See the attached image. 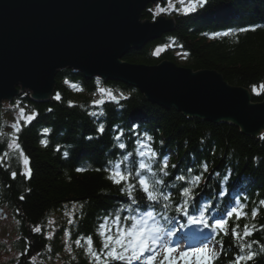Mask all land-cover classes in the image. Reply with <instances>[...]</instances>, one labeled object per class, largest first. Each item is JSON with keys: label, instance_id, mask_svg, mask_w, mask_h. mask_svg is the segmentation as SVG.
Here are the masks:
<instances>
[{"label": "trees", "instance_id": "obj_1", "mask_svg": "<svg viewBox=\"0 0 264 264\" xmlns=\"http://www.w3.org/2000/svg\"><path fill=\"white\" fill-rule=\"evenodd\" d=\"M151 6L143 11L142 20L155 19L148 10ZM174 20L173 32L141 50L130 51L123 60L146 66L170 61L193 71H216L229 85L249 90L254 103L264 102V87H260L264 84V0H207L201 9L174 16ZM226 32L229 35H223ZM167 39L174 40L176 46L155 54L156 46ZM176 51L183 52L184 58L179 60ZM66 81L80 87V93H75ZM96 84V80L65 69L56 75L54 96L48 102H32L27 94L15 99L35 113V118L18 133L20 146L30 158L31 178H25L17 169L0 167V206L10 209L16 219L18 239L12 248L19 253L18 264H32V259L47 246L52 255L61 253V232L49 239L33 228L44 224L50 215L58 216L62 207H75V218L66 229L73 244L77 239L84 243L83 247H71L68 260L63 257L64 264H94L85 254L87 245L82 238L92 236L96 250L102 252L101 238L96 234L101 224L98 221L104 222L105 216L111 218L117 212L122 217L124 210L127 213L123 217H127L132 214L130 207L137 211L145 207L146 203H127L129 199L119 191L120 186L107 179L104 171L117 163L122 170L130 168V163H121L129 152L133 153L129 160L138 164L141 158L136 152L133 126H138L137 133L152 137L148 143L157 152L156 163L152 164L156 178L163 177L159 172L163 158L169 162V175L163 177L166 183L161 187L172 196L168 215L173 219L165 223L184 226L189 218L174 211L183 202L179 195L183 187L194 192L190 214L198 217L199 212L194 209L206 210L210 225L214 224L210 220L213 213L218 212L216 218L221 219L228 209L243 204L248 215L238 221L239 231L243 233L245 224L249 228L255 226L252 235L243 241L251 244V251L256 253L247 264H264V205L260 204L264 200V136L251 137L229 123L212 124L186 117L175 109L164 110L148 102L137 89L121 83H100L114 91L118 102L105 99V105L94 107L88 100L96 92ZM58 93L60 100L55 98ZM101 124L105 128L103 134L97 131ZM118 128L124 132L119 141L127 145L124 150L118 148L119 142L114 139ZM173 164L175 168L171 167ZM78 168L85 171L78 172ZM12 171L17 172L15 179ZM135 171L140 170L137 167ZM144 174L153 179L149 173ZM180 175L186 179L179 181ZM196 176L200 177L199 182L192 183ZM134 195L143 196L139 189ZM252 209H259L255 219ZM156 210L161 211L160 205ZM236 223L234 217L229 221L228 236L216 235L209 226L211 242L222 252L217 264H231L238 254H244L239 252L240 242L230 234ZM217 240L222 241V248Z\"/></svg>", "mask_w": 264, "mask_h": 264}, {"label": "water", "instance_id": "obj_2", "mask_svg": "<svg viewBox=\"0 0 264 264\" xmlns=\"http://www.w3.org/2000/svg\"><path fill=\"white\" fill-rule=\"evenodd\" d=\"M163 0H0V102L24 90L31 100L49 101L59 70L86 79L99 76L137 88L166 110L218 124L231 123L251 137L264 130V102L229 85L216 71H193L170 61L130 64L132 49L174 31V19L142 20ZM20 87L21 91L17 89Z\"/></svg>", "mask_w": 264, "mask_h": 264}, {"label": "snow or ice", "instance_id": "obj_3", "mask_svg": "<svg viewBox=\"0 0 264 264\" xmlns=\"http://www.w3.org/2000/svg\"><path fill=\"white\" fill-rule=\"evenodd\" d=\"M206 2L207 0H197V3L200 6H203ZM180 3L183 4L184 0H180ZM195 7V4L189 3L187 7L183 8V11H194ZM170 9H175L172 0H168L167 7L157 5V10L154 15L160 16L161 14L168 12ZM241 31H247V29H241ZM223 35L227 36L229 33L226 32ZM163 50V48H157L155 54L158 55ZM66 83L68 82L66 81ZM260 87H264V84L260 85ZM253 91H257L256 86H253ZM98 92L100 93V98L92 101L94 107L105 105L107 103L105 97H109L112 101H117V97L106 88L100 87ZM55 98L57 100L61 99L59 93ZM121 98H123V94H121ZM69 103L71 105V102ZM93 114L95 115V113ZM101 115H103V113H101ZM20 117L23 119V123L27 124L35 118V113L30 116H25L24 108H20ZM11 127L16 135L10 139L7 148L18 153L21 165L27 169V171L22 172L21 174L25 176V178L30 179L32 176L30 158L24 153V150L19 143L18 133L21 131L23 124L21 123V120L18 119L11 125ZM137 127L138 126H133L132 132L136 133V144L138 145L136 152L141 158L138 164L135 160H129L133 155V153L129 152L123 157L121 163H130V168L122 170L121 164L117 163L110 168L104 169V171L108 173L107 179L113 184L120 186L119 191L127 196L131 205L138 204L140 199H146L148 202L147 209L139 215L130 214L123 218L119 212L111 218L105 216L104 222L98 226L96 233L101 238L103 251H97L94 246L93 237L86 236L82 238L87 245L84 249L85 254L92 258L94 264H111L112 261H124L127 262V264H132L133 261H142V264H178V261L181 260H183L185 264H189L188 257L190 256L198 258L196 264H217V261H219L222 256V252H218L215 246L205 243L198 248L181 251L179 248L173 247L166 239L167 236L173 235V233L160 223L157 216H161L165 221L173 219V217L168 215V212L171 209L172 196L169 193H165L161 187L166 183L163 177L169 175V162L167 157L163 158L162 163L159 165V172L163 174V177L156 178V173L153 172L152 164L156 163L157 152L148 143V141L152 140V137L147 133H137ZM47 131L48 130L45 129V133H47ZM97 131L103 134L105 131L104 125L101 124ZM122 136H124V132L122 129L118 128L114 139L119 142L121 141ZM126 147L127 145L124 142L118 143L119 149L124 150ZM65 155H67V153H65ZM7 156L8 152H5L3 157H0V161ZM137 167L140 171H135ZM171 167L175 168L176 165L173 164ZM204 170L207 171V165L204 166ZM77 171L83 172L85 169L78 168ZM97 171H100V169H97ZM145 172L149 173L153 179H148L144 174ZM133 175L136 177V182H133ZM16 176L17 172H11L12 179H15ZM177 179L179 181H184L186 178L184 175H180ZM199 180L200 177L196 176L192 183H198ZM137 189L143 194L142 197L137 198L134 195V192ZM179 195L183 199V202L178 204L174 211L188 215L189 219L193 222H196L197 219H199V222L203 223L206 228L211 226L216 235L222 233L224 236H228L229 221L234 217L237 223L232 226L230 234L233 240L240 242L239 252L244 254H238L232 260L231 264H247V261L254 259L256 253L251 251L252 245L246 244L243 241L252 235L255 226L253 225L252 228H249V226L245 224L243 226V233L241 234L239 231L240 224L238 221L248 215V213L244 211L243 204L239 207L228 209L225 212L224 217L217 219L214 224L210 225L209 222L206 221V210H200L199 208L194 209L199 212L198 217L190 214V208L194 200V192L192 188L183 187L180 190ZM20 199H24V197L21 196ZM260 204L264 205V200L260 201ZM157 205H160L161 207L160 212H157L156 210ZM130 212L136 213L137 209L130 207ZM258 213L259 209H252V218L255 219ZM125 220L130 223L125 224ZM71 222L72 221L70 220L69 223ZM49 223H51V221H49ZM33 231L40 232L41 228L36 226L33 228ZM65 235L67 236L69 233L66 232ZM48 238L51 239V235H49ZM75 244L78 247H83V245H81V239H77ZM216 244L221 248L223 247L222 241L217 240Z\"/></svg>", "mask_w": 264, "mask_h": 264}, {"label": "rangeland", "instance_id": "obj_4", "mask_svg": "<svg viewBox=\"0 0 264 264\" xmlns=\"http://www.w3.org/2000/svg\"><path fill=\"white\" fill-rule=\"evenodd\" d=\"M172 3L175 5V9H170L168 12L163 13L160 16H164L167 19H170V18L174 19V16L188 14V13L193 12V11H190V12L183 11V8L187 7V5L189 3L195 4L196 7L199 5L197 3V0H184L183 4L180 3V0H172ZM157 5H161L162 7H167L168 0H163L162 2H158L156 4H153L151 6V8L148 9L152 12V15L154 16V18L160 17V16L154 15V13L157 10ZM196 7H195V9H196ZM145 10H147V8ZM164 36H166V35H163L158 39H161ZM152 41H154V40H152ZM152 41H150V42H152ZM150 42H148V43H150ZM174 46H176L175 41L172 39H167L166 42L156 46V48L154 49L153 52L156 53L157 48H163L164 50H166V49L172 48ZM175 54L179 57L178 58L179 60L184 58L183 52H179V51L177 52L176 51ZM66 69L75 71V70L69 69V68H66ZM57 74H58V72H57ZM91 80H96V82H97L96 90H94L96 92L93 93L92 95H90V100H88L90 102H88V103H92L93 100L100 98V93L98 92V89L100 87L106 88L114 94V91L112 89L102 86L103 83H108L109 81H104L102 78H100L99 76H96V75L93 76V78ZM100 83H102V84L100 85ZM65 84L68 87L75 90L74 91L75 93H80L81 89L76 84H72V83H65ZM130 88L137 89L134 87H130ZM17 89L19 91H21L20 90L21 88L19 86L17 87ZM24 94H27L29 99L31 100V96H30L31 92L28 91L27 89L24 90V92H21L18 96H16V99L19 98L20 96L24 95ZM142 95L144 96V94H142ZM105 99H110V98L105 97ZM145 99H146V97H145ZM147 101L150 102L149 100H147ZM35 102H37V101H35ZM153 105H155L156 107L162 108L159 105H156V104H153ZM20 108H24L25 116H30L34 113L32 111L27 110L24 106H22L21 101H19V100L17 102H15L14 104H13V100L12 101L3 100L0 102V157H3L4 153L8 152V156L5 157L2 161H0V167L12 168V169H17L19 171L25 172V171H27V169H25L21 165L20 160L18 158V153L7 148V144L10 141V139L14 135H16L14 133L11 125L13 123H15L18 119L21 120V123L23 124V126L26 125L23 123V119L20 117ZM162 109H164V108H162ZM164 110H166V109H164ZM186 117H189V116L186 115ZM189 118H194V117H189ZM194 119H199V118H194ZM223 123H225V122H223ZM229 124H231V123H229ZM259 136H264V130L260 133ZM74 210H75V207L74 208H68V206H66V208L62 207V211L58 216L54 215V214L50 215L45 219L44 224L38 225L41 228V231L40 232L34 231V232L35 233H44L46 238H48L49 235H51V237H52L54 235V233L59 234V232H61V235H60L61 236L60 245L62 248L61 253H62V251H65V252H63L62 254L59 253V254L52 255L51 254V247L47 246L42 251L41 255H37L36 257H34L35 259H32V264H64L63 257L68 260V257H69L68 255H69V253L71 254V250H72L71 247L73 245H76V244H75V242L73 244V242L70 240L69 235L66 236L65 233L68 232V230L66 229V225L69 224L70 220L73 221L75 218ZM126 213H127V211L124 210V213L122 214V218ZM132 214H134V213H132ZM49 221H51V223H49ZM98 222L103 223V221H101V220H99ZM16 228H17L16 219L13 217L11 210L4 207V206H0V264H18L19 253L12 248L13 242L18 239ZM166 239L169 241V243L173 247L179 248L181 251L187 250L186 246L183 245L182 243L173 242L172 239H170V237H168V236L166 237ZM81 245H84V243H82ZM189 263H191V262H189Z\"/></svg>", "mask_w": 264, "mask_h": 264}, {"label": "bare ground", "instance_id": "obj_5", "mask_svg": "<svg viewBox=\"0 0 264 264\" xmlns=\"http://www.w3.org/2000/svg\"><path fill=\"white\" fill-rule=\"evenodd\" d=\"M202 8V6H200V5H198L197 7H196V9L193 11V12H195V11H197L198 9H201ZM187 14H183L182 16H186ZM175 21V20H174ZM133 50V49H132ZM131 50V51H132ZM127 55V54H126ZM173 63V62H172ZM131 64V63H130ZM62 70H65V69H62ZM62 70H59V71H62ZM58 71V72H59ZM80 73V72H79ZM83 76V75H82ZM84 77V76H83ZM85 78V77H84ZM86 79V78H85ZM224 79V78H223ZM87 80H91V79H87ZM68 82V81H67ZM109 82H115V83H121V84H123L122 82H118V81H109ZM53 97V96H52ZM252 98V97H251ZM15 99H16V97H13V104H14V102H15ZM17 101V100H16ZM32 102H35V101H33V100H31ZM41 102H48V101H41ZM151 104H152V102H150ZM139 198V197H138ZM127 203H130V200H127L126 201ZM144 203H146V204H148V202L146 201V199H140L139 200V202H138V204H136V205H140V204H144ZM131 205V204H130ZM136 205H134V206H136ZM65 247V246H64ZM63 252H65V251H63Z\"/></svg>", "mask_w": 264, "mask_h": 264}]
</instances>
